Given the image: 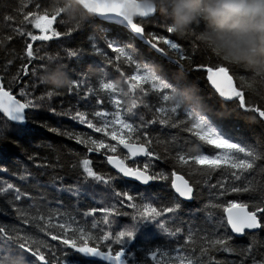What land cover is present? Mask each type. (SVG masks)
I'll return each instance as SVG.
<instances>
[{"label": "snow or ice", "instance_id": "6c2138e0", "mask_svg": "<svg viewBox=\"0 0 264 264\" xmlns=\"http://www.w3.org/2000/svg\"><path fill=\"white\" fill-rule=\"evenodd\" d=\"M86 11L81 26L63 31L58 17L45 16L42 24L38 11L29 13L26 19L33 18L40 34L27 35L32 42H50L103 19L128 38L105 39L107 51L92 43L101 63L71 67L59 53L45 57L27 43L28 62L7 82L0 76V158L14 160L0 164V173L19 181L0 180V198L19 221L0 226V256H19L25 264H264V244L238 242L264 235V150L225 130L201 99L199 108L192 102L183 108V119L181 108L169 109V92L190 85L174 69L142 57L136 44L180 67L191 62V50L171 38L165 20L158 26L168 36L147 30L145 19L154 12L126 19L120 0H92ZM65 52L79 58L82 48ZM45 58L63 65L69 87L47 88L34 75ZM198 67L220 97L238 101V110L264 122V107H249L229 67ZM64 94L76 96L77 103H50ZM45 110L58 118L56 125L38 119ZM63 120L73 123L66 127ZM157 124L177 134L154 135ZM37 128L79 147L35 143ZM179 132L195 139L180 142ZM196 140L203 143L185 151ZM21 152L41 171L21 169ZM258 166L260 181L253 186ZM142 232L145 242L137 244Z\"/></svg>", "mask_w": 264, "mask_h": 264}, {"label": "trees", "instance_id": "16d2710c", "mask_svg": "<svg viewBox=\"0 0 264 264\" xmlns=\"http://www.w3.org/2000/svg\"><path fill=\"white\" fill-rule=\"evenodd\" d=\"M156 4V14L153 18L146 20V27L149 32H157L168 36L159 26L158 22L166 21L167 26L173 30L171 38L174 41L180 42L186 49H190L191 62L185 61L183 66H177L165 56L157 53L143 42L137 40L136 44L140 49L142 57H147L156 60L162 64L166 69H174L175 73L181 76L190 86H180L178 89H173L168 94L169 109L181 108V119L184 118V107L192 102L199 108L198 99H201L205 105V111L213 120L222 123L225 130L229 131L234 137L244 139L248 146L255 147L257 151L264 150V122L260 121L258 116L252 112L238 110V101L221 100L219 96L212 91L206 81V71L203 67L198 66H220L224 65L230 68V74L233 75L235 87H241L245 93L247 104L250 108L255 106L264 107V63L249 64L244 61H237L227 56L224 50L218 46L209 35L210 29L201 17H197L183 30L177 31L172 26L171 18V0H151ZM37 6L39 8L37 9ZM38 14L41 17L40 22L46 23L43 20L45 16H55L59 18L56 22L61 31L66 29H76L81 26L89 14L84 12L74 0H0V76L5 78V82L15 76L26 64V45L27 43L34 44L35 49H41L40 55L60 54L65 58V63L71 67L84 68L87 70L88 66L101 63L102 58L94 53L91 48L92 43H97L98 46L107 51L105 39L119 37L120 39H127L125 31L118 27L107 24L95 18L90 23H86L82 29L75 32L70 37H62L60 39H53L50 42L36 41L32 42L27 35L28 32L39 35V31L32 25L34 20L29 13ZM23 33V36H22ZM103 37V39H102ZM188 38V40H185ZM198 45V47H197ZM162 47H166L161 45ZM82 48L79 58H68L65 49ZM176 57L173 54V60ZM35 66V65H34ZM7 73V75H6ZM34 75L47 88L51 89H65L70 86L71 79L64 71V67L59 62L53 59L45 58L42 69L36 71ZM93 79L95 77L93 76ZM115 79H120L116 76ZM27 83V81H25ZM38 83V82H37ZM195 93H197L198 98ZM40 93L38 92L37 95ZM50 103L59 108L61 105L67 107L69 104L75 105L77 97L74 95L64 94L59 97H54ZM38 119H47L53 125H56L58 118L52 116L49 112L41 111ZM73 122L63 120V126H71ZM36 127V125H33ZM79 127V126H77ZM156 132L165 133L171 132L177 134V130L161 129L159 124L155 126ZM180 142L184 139L193 140L195 138L187 132H179ZM51 141L55 144L68 145L70 147H79L72 141L66 140L62 137L54 136L43 129L37 128L35 143H42ZM196 140L195 144H190L185 151H190L195 148L197 144H202ZM207 149V146H204ZM13 153L15 149H11ZM37 151L48 152L47 148H39ZM164 152V147L160 148ZM51 155V153H48ZM16 159L19 160L21 169L27 166L33 173H38L39 169L33 167V163L28 161L27 155L18 153ZM14 160H9L7 157L0 158V164L12 165ZM259 165V162H257ZM65 172L67 169L64 170ZM61 174H64L62 172ZM261 167L258 166L254 178V185L257 186L260 181ZM13 180L19 182L16 177L6 176L0 173V180ZM46 179V177L42 178ZM75 177L68 174L67 182H72ZM66 200L71 202L70 198L65 196ZM246 199V197L244 198ZM7 213V214H5ZM127 222V221H122ZM19 221L15 219L11 208L7 206L3 198H0V226L2 225H18ZM142 232L137 244H143L144 235ZM244 247L248 243H254L256 247L264 244V235H260L253 242L251 238H245L238 241ZM157 241H153L155 245ZM0 264H25L22 257L19 256H0Z\"/></svg>", "mask_w": 264, "mask_h": 264}, {"label": "clouds", "instance_id": "9594fccd", "mask_svg": "<svg viewBox=\"0 0 264 264\" xmlns=\"http://www.w3.org/2000/svg\"><path fill=\"white\" fill-rule=\"evenodd\" d=\"M197 17L227 56L264 63V0H171L172 26L177 31Z\"/></svg>", "mask_w": 264, "mask_h": 264}, {"label": "water", "instance_id": "95a60500", "mask_svg": "<svg viewBox=\"0 0 264 264\" xmlns=\"http://www.w3.org/2000/svg\"><path fill=\"white\" fill-rule=\"evenodd\" d=\"M78 6L84 11L86 12L87 14H89L86 9L89 8L92 4V0H74ZM120 2L123 4V12H122V15L126 18V19H129V20H132V19H137L139 20L140 18L138 17H141L145 14L146 11H150V12H154L156 13V4L151 1V0H120ZM155 16L154 15H151L150 17L146 18V20H149L151 18H153ZM98 20L102 21V22H105L107 24H110L108 22H106L105 20L103 19H99L97 18ZM206 77H207V73H206ZM207 81V79H206ZM208 83V86L209 88L215 92L214 88H212V86L210 85V83L207 81ZM235 86V84H234ZM216 93V92H215ZM218 96L219 94L216 93ZM219 98L221 100H225L224 98L220 97Z\"/></svg>", "mask_w": 264, "mask_h": 264}]
</instances>
